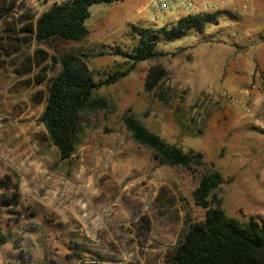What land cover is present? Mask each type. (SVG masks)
<instances>
[{"label":"rangeland","instance_id":"obj_1","mask_svg":"<svg viewBox=\"0 0 264 264\" xmlns=\"http://www.w3.org/2000/svg\"><path fill=\"white\" fill-rule=\"evenodd\" d=\"M54 1L62 0H0V130L13 127L11 139L0 137V264H172L189 225L205 218L192 191L212 171L223 181L210 207L241 222L264 220V73L248 72L264 55V0H225L217 23L160 39L161 55L100 88L108 107L82 113L84 137L67 161L43 134L31 135L43 108L32 95L45 93L58 57L88 54L96 79L104 78L128 65L117 52L136 43L135 26H167L178 14L152 21L142 8L149 0L98 3L84 40L29 41L25 17L36 19ZM36 48L44 51V71ZM154 67L164 76L148 93ZM41 74L46 80L37 82ZM126 111L167 142L202 153V163L153 160L126 130Z\"/></svg>","mask_w":264,"mask_h":264},{"label":"trees","instance_id":"obj_2","mask_svg":"<svg viewBox=\"0 0 264 264\" xmlns=\"http://www.w3.org/2000/svg\"><path fill=\"white\" fill-rule=\"evenodd\" d=\"M119 1L123 0L54 1L36 19L26 16L27 21L21 31L29 35V41L36 43L57 37L82 41L89 35L86 21L91 15L90 6ZM219 13L220 10L181 16L169 25L156 29L135 26L136 43L126 52H117L127 58L128 65L107 73L104 78L96 79L86 62L88 54L67 52L60 55L57 59L60 68L54 76L47 81L44 74L38 76L37 82H46L45 93L42 95L38 90L32 95L37 101H43L37 120L45 128L49 142L56 147L59 161L71 159L84 137L82 113L108 107L107 99L98 93L100 88L127 76L137 63L161 55L156 49L160 39L174 40L187 35L192 29L204 32L209 24L218 22ZM33 57L37 67L44 71V51L36 48ZM163 76L162 68H151L145 79V91L150 93L161 86ZM122 121L132 139L149 148L152 159L159 164L189 167L202 163V153L192 149L186 151L167 142L160 134L148 129L133 113L126 111ZM222 181L218 171L200 177L192 197L195 205L206 209L205 218L189 225L175 248L172 264H264V220L250 217L247 222H241L227 216L219 205L210 207L209 198H215L213 192ZM5 241L0 225V245Z\"/></svg>","mask_w":264,"mask_h":264},{"label":"built area","instance_id":"obj_3","mask_svg":"<svg viewBox=\"0 0 264 264\" xmlns=\"http://www.w3.org/2000/svg\"><path fill=\"white\" fill-rule=\"evenodd\" d=\"M225 0H149L142 8L147 10L152 21L162 18L169 13H177V18L189 14L214 12L224 4ZM242 9L247 10V4H242Z\"/></svg>","mask_w":264,"mask_h":264},{"label":"crops","instance_id":"obj_4","mask_svg":"<svg viewBox=\"0 0 264 264\" xmlns=\"http://www.w3.org/2000/svg\"><path fill=\"white\" fill-rule=\"evenodd\" d=\"M241 1L243 2V0H240V2ZM252 1L254 2V0H251L250 2H252ZM258 55H259L258 58H253V60H252V68L248 72L252 71L253 73H258L259 71H262L264 73V55L262 53H260ZM42 107H43V105H42ZM12 128H13L12 126H10V127L6 126L5 128H2L0 130V137H3V140L6 139V141L11 139L13 137V134L11 132ZM31 132H32L31 135L33 136L34 139H37L39 134H43L44 135V139L48 140L47 139L46 130H45V128L43 127V125L40 122H38L37 126L33 127ZM15 135H17V134L15 133ZM48 142H49V140H48ZM53 148L55 149V153L58 156V151H57L56 147L53 146ZM42 149L43 148H41L40 150H42ZM25 151H26V149H25Z\"/></svg>","mask_w":264,"mask_h":264}]
</instances>
